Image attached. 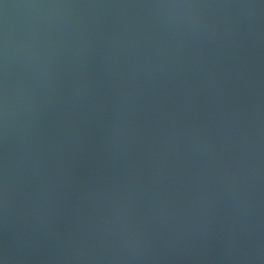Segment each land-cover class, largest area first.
I'll return each instance as SVG.
<instances>
[{"label": "water", "instance_id": "water-1", "mask_svg": "<svg viewBox=\"0 0 264 264\" xmlns=\"http://www.w3.org/2000/svg\"><path fill=\"white\" fill-rule=\"evenodd\" d=\"M0 264H264V0H0Z\"/></svg>", "mask_w": 264, "mask_h": 264}]
</instances>
